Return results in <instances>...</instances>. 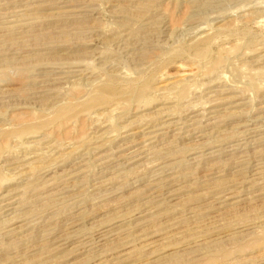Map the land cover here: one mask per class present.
<instances>
[{
	"label": "rangeland",
	"instance_id": "rangeland-1",
	"mask_svg": "<svg viewBox=\"0 0 264 264\" xmlns=\"http://www.w3.org/2000/svg\"><path fill=\"white\" fill-rule=\"evenodd\" d=\"M0 264H264V0H0Z\"/></svg>",
	"mask_w": 264,
	"mask_h": 264
},
{
	"label": "bare ground",
	"instance_id": "bare-ground-1",
	"mask_svg": "<svg viewBox=\"0 0 264 264\" xmlns=\"http://www.w3.org/2000/svg\"><path fill=\"white\" fill-rule=\"evenodd\" d=\"M244 173V172H243Z\"/></svg>",
	"mask_w": 264,
	"mask_h": 264
}]
</instances>
